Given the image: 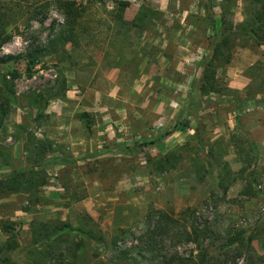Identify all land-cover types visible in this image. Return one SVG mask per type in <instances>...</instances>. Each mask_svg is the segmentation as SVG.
<instances>
[{"label":"rangeland","instance_id":"374dc122","mask_svg":"<svg viewBox=\"0 0 264 264\" xmlns=\"http://www.w3.org/2000/svg\"><path fill=\"white\" fill-rule=\"evenodd\" d=\"M69 1L78 12L72 25L55 5L39 22L16 11L11 40L0 45V59L14 58L0 63V90L15 85L4 94L10 114L0 145L10 158L0 179L23 171L39 185L0 197V245L15 236L9 255L19 264H141L139 239L163 212L177 221L158 240L163 255H198L174 234L194 225L217 258L239 236L252 237L264 257V42L251 29L258 6ZM223 20L245 32L216 70L218 91L204 95L210 39ZM45 47L30 65V50ZM43 151L42 171L32 170ZM62 225L70 229L56 234ZM228 249L229 264L245 263Z\"/></svg>","mask_w":264,"mask_h":264},{"label":"trees","instance_id":"16d2710c","mask_svg":"<svg viewBox=\"0 0 264 264\" xmlns=\"http://www.w3.org/2000/svg\"><path fill=\"white\" fill-rule=\"evenodd\" d=\"M11 1L12 2H9V0H0V45H5L11 40L9 29L18 21V19L14 18V14L16 11H22V13L28 15L29 18L33 21L35 20L39 22V20L42 21L44 19L43 10H47L51 6L55 5L60 7L61 10L65 12V16L67 18L69 26L72 25V22H74V20L77 19L78 16L77 9L74 7L75 3L69 0H43V3L41 5L42 7H39V0ZM253 1L254 4H256L259 8V14L255 17V21L251 26V29L260 31L264 36V0ZM119 5L124 9L130 6V4L126 2H121ZM146 12L149 11L140 12V21L146 18ZM222 23L223 24L221 27H217L215 25V34L210 39L212 57L206 62L203 76L201 78L202 80L200 87V90L204 95H208L211 92L213 93L218 91L219 85L216 77V70L217 68L223 67L225 66V64L229 63L231 59L230 50L232 48L233 38L236 37L237 34H242L243 32H245V30L227 23L226 20H223ZM133 24L135 26L137 25L136 22H134ZM255 34L259 37L261 42H264V37L261 34ZM53 43L55 42L53 41ZM51 47H55V45L52 44ZM46 51H48V47H45V49L41 50H30L29 64L36 65L39 62L40 58L45 56ZM13 59V57L3 58L0 59V63L4 64ZM13 78L15 79L16 77L13 76ZM5 82V88L3 90H0V132L4 129L5 122L10 114V103L5 95L15 94V85L13 84V82ZM169 135H171V132L167 133L165 136ZM155 144L156 142H151L147 144V146ZM143 146L144 145L139 144L137 145V148L141 149L143 148ZM43 153L45 152L43 151L42 154ZM45 155L46 153L43 154L41 158H39V161H36V165H34V169L32 170L42 171L43 165L40 162L42 161V159L45 161ZM9 158L10 154L8 153L6 148L0 145V162L7 163L9 161ZM165 160L167 164L171 163L170 158H167ZM26 177H28V174L23 171H15L12 174L4 175L0 179V197L8 192H31L32 190L39 188V185L37 186V183L34 182V176H31L30 181H26ZM187 212L183 213L182 215L185 216L186 214H188ZM176 222L177 221H175L172 216H169L163 212H156L155 215H151L149 217V227L147 228V231L144 233L141 239H139V245L136 248L142 260L141 264H215L216 262L218 264H229L231 260L227 253L229 250L228 248H233V252L236 253L237 258L245 257L244 264H264V257L258 256L254 252V239L252 237H228L229 241L227 243V249L221 250V252L219 253L220 256L217 258L209 250H207L208 247L204 248L200 243L199 235L201 232L199 231V229L195 228L194 225L192 231L191 229H188L187 226L181 227L178 224L179 227H176L177 233L174 234L177 235L178 233H180L181 235H184L185 240L196 244L197 248L199 249L198 255L195 256L194 253H191L190 256H183L177 252L170 255H163V251L158 248V240L165 233L171 234L175 232V230L173 229L175 227L173 226L177 225ZM68 229H70L68 225H62L56 229L55 233L58 234L59 232H67ZM3 230L7 234H13V232H15V228L10 227L9 225H5L3 227ZM14 238L15 236L11 238V243L0 245V264H19L17 260L14 261L9 255L11 252V246L14 244Z\"/></svg>","mask_w":264,"mask_h":264}]
</instances>
